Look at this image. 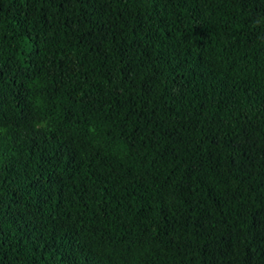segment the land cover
Listing matches in <instances>:
<instances>
[{"label":"trees","instance_id":"1","mask_svg":"<svg viewBox=\"0 0 264 264\" xmlns=\"http://www.w3.org/2000/svg\"><path fill=\"white\" fill-rule=\"evenodd\" d=\"M0 264H264V0H0Z\"/></svg>","mask_w":264,"mask_h":264}]
</instances>
